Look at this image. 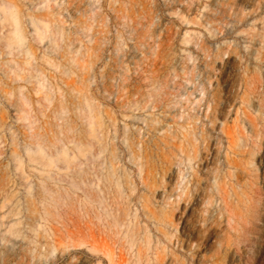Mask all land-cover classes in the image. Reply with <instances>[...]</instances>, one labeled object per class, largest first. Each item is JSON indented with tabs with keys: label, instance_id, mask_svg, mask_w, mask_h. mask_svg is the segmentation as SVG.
Here are the masks:
<instances>
[{
	"label": "rangeland",
	"instance_id": "1",
	"mask_svg": "<svg viewBox=\"0 0 264 264\" xmlns=\"http://www.w3.org/2000/svg\"><path fill=\"white\" fill-rule=\"evenodd\" d=\"M0 264H264V0H0Z\"/></svg>",
	"mask_w": 264,
	"mask_h": 264
}]
</instances>
